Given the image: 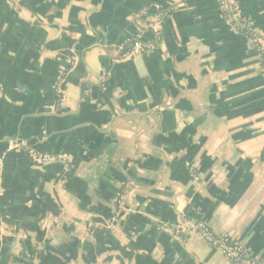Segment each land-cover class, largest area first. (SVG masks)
<instances>
[{
    "label": "crops",
    "instance_id": "1",
    "mask_svg": "<svg viewBox=\"0 0 264 264\" xmlns=\"http://www.w3.org/2000/svg\"><path fill=\"white\" fill-rule=\"evenodd\" d=\"M235 4L0 0V264H228L196 221L264 261V0Z\"/></svg>",
    "mask_w": 264,
    "mask_h": 264
},
{
    "label": "built area",
    "instance_id": "2",
    "mask_svg": "<svg viewBox=\"0 0 264 264\" xmlns=\"http://www.w3.org/2000/svg\"><path fill=\"white\" fill-rule=\"evenodd\" d=\"M9 2L14 5L16 0H9ZM219 6L225 19L229 23L235 24L237 21L235 0H219ZM152 30L158 36L159 33L155 25H152ZM248 35L255 45L257 53L260 55V69L264 74V40L258 33L253 31H249ZM143 48L142 41L140 37L137 36L129 43L120 46V58L129 57L141 51ZM1 193L2 188L0 187V194ZM161 226L164 228L168 227L166 223H163ZM171 228L175 236L188 232V230L193 231L199 240L217 249L226 258L228 264H264V261L250 256L240 240L232 237L228 233L214 232L208 224L203 221L190 222L188 227L186 223H178Z\"/></svg>",
    "mask_w": 264,
    "mask_h": 264
},
{
    "label": "water",
    "instance_id": "3",
    "mask_svg": "<svg viewBox=\"0 0 264 264\" xmlns=\"http://www.w3.org/2000/svg\"><path fill=\"white\" fill-rule=\"evenodd\" d=\"M1 223V222H0Z\"/></svg>",
    "mask_w": 264,
    "mask_h": 264
}]
</instances>
